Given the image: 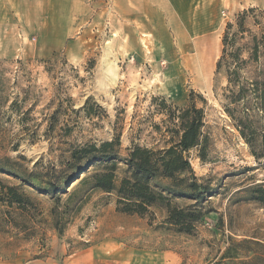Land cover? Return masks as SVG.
<instances>
[{
	"label": "rangeland",
	"instance_id": "1",
	"mask_svg": "<svg viewBox=\"0 0 264 264\" xmlns=\"http://www.w3.org/2000/svg\"><path fill=\"white\" fill-rule=\"evenodd\" d=\"M101 1V7L73 25L67 39L53 37L41 24L25 32L21 22L0 23V97L7 101L0 111V158L15 163L11 171L19 177L22 171L35 172L37 162L40 179L25 177L28 182L23 183L0 173V194L6 186L17 187L29 200L21 208L0 200V264H28L106 240L117 243L120 251L150 253L153 264H264V198L259 192H264V159L252 154L259 153L264 114L256 110L249 91L253 81L264 83V49L259 48L257 63L247 60L251 37L264 33V0H179L183 10L197 13L193 22L167 15L152 16L142 24L114 23L111 0ZM249 8L255 9L244 18L243 30L248 32L240 34L237 16ZM228 24L227 43H234L226 47L216 72ZM209 25L215 34L200 41L204 43L199 47L208 44L217 49L212 68L195 73L207 80L197 85L190 60L199 49L191 37ZM233 52H239V62L230 57ZM236 66L244 98L233 102L238 88L235 82L228 84L226 71ZM229 78L235 80L233 75ZM190 95L202 110L208 143L205 161L198 158V149L186 158L196 180L212 189L191 235L160 227L163 208L150 209L152 220L126 216L115 211L112 196L101 193L88 195L75 211L74 203L85 199L81 192L65 208L78 182L58 195V201L41 191L46 189L45 170L59 169L66 144L110 141L121 133L122 150L129 147L130 137L140 146L162 147L154 127L164 131L169 124L153 99L184 108ZM87 99L102 109L103 118L73 113ZM13 101L18 109L12 111ZM59 105L60 126L67 123L71 135L61 138L59 126L47 137L45 120ZM20 119H25L27 130L21 128ZM100 168L96 165L88 174ZM123 169L118 165V176ZM172 203L185 208L194 202L178 198Z\"/></svg>",
	"mask_w": 264,
	"mask_h": 264
},
{
	"label": "trees",
	"instance_id": "2",
	"mask_svg": "<svg viewBox=\"0 0 264 264\" xmlns=\"http://www.w3.org/2000/svg\"><path fill=\"white\" fill-rule=\"evenodd\" d=\"M255 8L244 10L237 16L236 26L240 34L248 32L243 30L244 18L247 14L254 11ZM231 29V25L226 26V35L222 39L223 51L222 57L216 64V72L220 70V63L226 55V47L233 46L234 41L227 43V31ZM263 30V29H262ZM235 37L232 35L231 40ZM264 49V33L259 38L251 37V47L247 50V60L257 63L259 60V48ZM239 52L230 53V57L239 62ZM244 61H242L243 63ZM238 67L227 72V82L234 85L235 82L238 90L233 95V102L243 99L244 88L238 80ZM233 75L235 80L229 77ZM252 100L255 103L256 110L264 114V83L253 81L251 83ZM188 104L184 108H171L166 106L164 99H153L158 101L159 114L165 117L166 126L164 131L158 127H154L157 131L158 142L162 143V147L140 146L130 137L129 147L122 150L120 137L121 133L116 134L110 141L103 142H87L80 145L66 144L58 161L59 169L50 167L45 170L44 178L46 189L41 190L43 194L53 196L58 201V195L65 194L66 190L73 183L78 182L75 189L70 192L64 207L79 193H83L85 199H79L74 203V210L78 211L80 206L91 193H101L112 196L115 202V211L126 216H137L143 218L149 216L151 208L165 209V217L160 227L181 235H191L194 231L195 223H197L204 215L201 204L210 196L212 189L209 185L199 183L193 175L191 166L186 158V154L198 149V158L200 161L206 160L207 138L204 136L203 113L201 109L196 108L189 97ZM7 101L0 97V111ZM18 109L17 102L13 101L9 105L10 110ZM61 106L50 115L45 122L47 127L45 133L50 137L54 130L60 126L59 113ZM83 112L87 118H103L102 109L87 99L84 105L73 112L78 115ZM228 112V111H227ZM0 114V131L3 129V119ZM7 119L6 121H8ZM20 125L25 129V119H20ZM62 132L61 138L69 137L72 128L65 123L59 129ZM253 135V132H250ZM137 138H139L137 136ZM258 155L252 153L254 157L264 159V129L259 135ZM15 163L10 162L8 158H0V173L12 175L21 182L26 183L23 178H34L36 180L38 163H34L35 172L26 173L22 171L20 176L18 173L11 171ZM101 168L88 174L89 169L94 166ZM118 165L123 166L121 176L117 175ZM13 166V167H10ZM18 165H16L17 167ZM28 184V183H27ZM17 187H4V192L0 194V200L8 205H15L21 208L24 203H29L24 194L18 192ZM264 198V192L259 191ZM185 198L193 201L192 205L185 208L178 207L172 203L173 199ZM83 201V202H82Z\"/></svg>",
	"mask_w": 264,
	"mask_h": 264
},
{
	"label": "crops",
	"instance_id": "3",
	"mask_svg": "<svg viewBox=\"0 0 264 264\" xmlns=\"http://www.w3.org/2000/svg\"><path fill=\"white\" fill-rule=\"evenodd\" d=\"M101 3V0H0V23L21 22L24 27H20L25 32L35 30L33 27L39 29L38 25L41 24L44 31L46 28V31L53 33V37L62 40L72 36L73 25L84 21L90 11L101 7ZM111 11L114 23L142 24L150 22L148 18L152 16L162 18L167 15L177 20L188 17L193 22L197 16L193 9L183 10L179 0H111ZM214 30L216 31L210 25L205 26L200 29V34L191 37L197 41L195 44L198 46L197 50L199 49V53L192 54L190 60L197 85L206 83L207 80L201 77V73L198 79L195 73L204 71L206 66L207 72L212 68V56L217 49L216 45L212 47L208 44L199 47L204 43L200 41L213 38ZM116 244L113 240H106L73 253L66 254L63 251L58 256H47L28 264H153L150 253L132 249L120 251Z\"/></svg>",
	"mask_w": 264,
	"mask_h": 264
},
{
	"label": "bare ground",
	"instance_id": "4",
	"mask_svg": "<svg viewBox=\"0 0 264 264\" xmlns=\"http://www.w3.org/2000/svg\"><path fill=\"white\" fill-rule=\"evenodd\" d=\"M192 66V65H191Z\"/></svg>",
	"mask_w": 264,
	"mask_h": 264
}]
</instances>
